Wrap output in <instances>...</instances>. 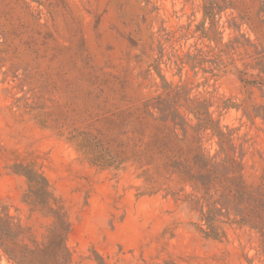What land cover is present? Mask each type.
Returning a JSON list of instances; mask_svg holds the SVG:
<instances>
[{
  "label": "rangeland",
  "instance_id": "obj_1",
  "mask_svg": "<svg viewBox=\"0 0 264 264\" xmlns=\"http://www.w3.org/2000/svg\"><path fill=\"white\" fill-rule=\"evenodd\" d=\"M28 170L69 264H264V0H0V264L51 243Z\"/></svg>",
  "mask_w": 264,
  "mask_h": 264
},
{
  "label": "trees",
  "instance_id": "obj_2",
  "mask_svg": "<svg viewBox=\"0 0 264 264\" xmlns=\"http://www.w3.org/2000/svg\"><path fill=\"white\" fill-rule=\"evenodd\" d=\"M213 10L207 7L206 15L211 18L213 16ZM177 90V103H179V96L181 93ZM174 93L169 91L168 95ZM161 111V110H160ZM192 113L197 116L199 124L202 127H214V122L211 118L207 117L202 109L195 106ZM179 120L183 119L177 108V117ZM184 121V122H181ZM182 126L186 128L187 122L181 120ZM178 125V124H177ZM180 125V124H179ZM219 135H223L221 131H217ZM84 152L101 167L109 165L111 162L106 158H109L106 153H98L95 151L93 145L89 142L82 143L81 147ZM99 158V159H94ZM23 175L27 178L31 192L35 197L34 204L37 207L45 208L55 217V227L52 229V237L50 238V244L47 246H36L29 247L27 245L17 246L15 248H9L13 255H10L13 259L16 258L21 264H47L45 261H51L52 264H69L70 252L63 241L60 240L63 232L67 230L68 219L67 212L65 211L61 202L53 195L50 185L47 180L38 172H33L32 170L23 171ZM0 242L3 243L5 239L4 236L0 235ZM1 247H5L4 244H0Z\"/></svg>",
  "mask_w": 264,
  "mask_h": 264
}]
</instances>
